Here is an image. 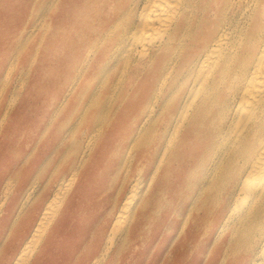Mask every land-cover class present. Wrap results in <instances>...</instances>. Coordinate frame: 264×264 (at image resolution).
Returning <instances> with one entry per match:
<instances>
[{
    "label": "bare ground",
    "instance_id": "bare-ground-1",
    "mask_svg": "<svg viewBox=\"0 0 264 264\" xmlns=\"http://www.w3.org/2000/svg\"><path fill=\"white\" fill-rule=\"evenodd\" d=\"M48 11L51 65L67 85L84 77L89 103L55 123L59 107L34 125L0 115V239L33 209L6 264L67 263L99 231L77 264H264V0Z\"/></svg>",
    "mask_w": 264,
    "mask_h": 264
},
{
    "label": "rangeland",
    "instance_id": "rangeland-1",
    "mask_svg": "<svg viewBox=\"0 0 264 264\" xmlns=\"http://www.w3.org/2000/svg\"><path fill=\"white\" fill-rule=\"evenodd\" d=\"M48 2L49 0H0V115L7 110L3 125L10 127L17 120L15 116L18 118L25 114L28 115L30 124L34 125L33 122H40L42 115L59 107L53 122L55 123L62 117H71L76 112H81L89 103V89L84 77L67 85L62 79V74L51 65L54 51L47 44ZM71 85L72 91L69 92L67 89ZM100 100V97L94 96L88 114L101 108ZM52 133V130L47 131V138ZM40 146L42 156V153L48 151V147L45 143ZM26 151H29V148ZM53 162H60L57 152ZM34 169L30 167L28 175L32 174ZM14 185L13 195L3 213L8 215L11 222L15 210L10 213L9 208L13 202L18 205L23 192L28 188L27 181L24 184L18 181ZM121 193L120 189L117 199L121 197ZM37 196L36 193L35 198ZM30 208L9 225L7 234L0 239V264H6L19 244L22 233L26 231L33 210ZM98 220L106 221V217L99 214ZM104 236V231H99L98 237L91 243H81L80 238H77L75 243L83 247V253L77 257L72 256L69 262L64 264H77L79 260L90 259L98 253ZM67 259L68 255L64 261Z\"/></svg>",
    "mask_w": 264,
    "mask_h": 264
}]
</instances>
